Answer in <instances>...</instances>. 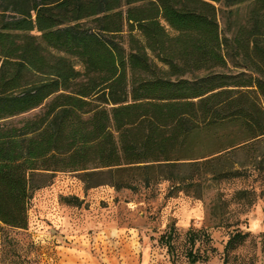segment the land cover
I'll return each mask as SVG.
<instances>
[{
	"label": "trees",
	"instance_id": "trees-1",
	"mask_svg": "<svg viewBox=\"0 0 264 264\" xmlns=\"http://www.w3.org/2000/svg\"><path fill=\"white\" fill-rule=\"evenodd\" d=\"M201 168L264 174V0H0L3 226L27 230L34 173L135 192Z\"/></svg>",
	"mask_w": 264,
	"mask_h": 264
},
{
	"label": "rangeland",
	"instance_id": "rangeland-1",
	"mask_svg": "<svg viewBox=\"0 0 264 264\" xmlns=\"http://www.w3.org/2000/svg\"><path fill=\"white\" fill-rule=\"evenodd\" d=\"M206 171L135 192L107 184V169L34 173L27 230L0 223V264H191V251L195 264H264V174L214 180ZM236 233L247 240L226 251Z\"/></svg>",
	"mask_w": 264,
	"mask_h": 264
}]
</instances>
